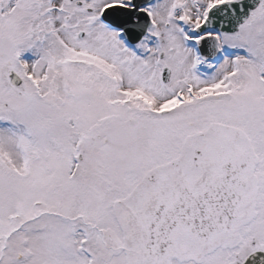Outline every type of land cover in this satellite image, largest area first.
<instances>
[{
	"label": "snow or ice",
	"instance_id": "1",
	"mask_svg": "<svg viewBox=\"0 0 264 264\" xmlns=\"http://www.w3.org/2000/svg\"><path fill=\"white\" fill-rule=\"evenodd\" d=\"M0 264H264V0H0Z\"/></svg>",
	"mask_w": 264,
	"mask_h": 264
}]
</instances>
